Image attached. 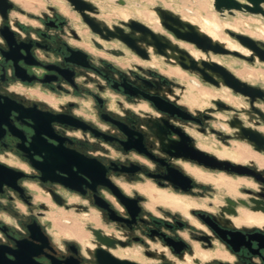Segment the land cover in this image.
Masks as SVG:
<instances>
[{"label":"flooded vegetation","instance_id":"af4514ba","mask_svg":"<svg viewBox=\"0 0 264 264\" xmlns=\"http://www.w3.org/2000/svg\"><path fill=\"white\" fill-rule=\"evenodd\" d=\"M135 1L126 0L125 7ZM12 2L5 15L0 11V248L5 258L14 264H101L109 254L136 264H264V166L237 162L250 169L240 173L186 155L201 150L215 156L212 150L221 145L214 135L229 143L234 135L214 121L217 112L232 110L226 105L236 107L221 98L209 106L191 105L183 94L186 79L174 71L194 73L202 87H221V75L206 70L219 83L214 84L187 68L188 55L168 49V57L142 44L141 56L118 40L105 41L67 1L37 10ZM66 7L87 33L72 25L75 18ZM129 19L147 24L136 16L105 22L111 30L129 32L123 23ZM149 26L193 57L214 60L174 33ZM244 60L233 62L240 66ZM254 107L264 111V99H248L242 110L257 125L243 124L264 132ZM221 173L242 181L237 195L228 196L206 177ZM148 180L184 199H207L208 207L152 205L144 190ZM36 186L66 209L98 210L92 249L76 237L57 238L45 200L35 201ZM221 192L222 204L214 199ZM71 197L78 203L71 205Z\"/></svg>","mask_w":264,"mask_h":264},{"label":"water","instance_id":"95a60500","mask_svg":"<svg viewBox=\"0 0 264 264\" xmlns=\"http://www.w3.org/2000/svg\"><path fill=\"white\" fill-rule=\"evenodd\" d=\"M65 1L71 4L73 9L81 16L83 22L91 29V31L101 36L105 41L113 39L118 40L141 56H145V49L142 44L152 48L155 53L168 57L170 56L168 49L173 52L176 51L181 55H188L192 65L187 68H190L191 71L198 72V74L203 76L205 80L214 84H219L213 75H221V85L232 89L233 92L237 94H241L247 100L250 99L251 101H255L256 99H264V88L254 86L237 76L235 72L219 60H213L211 57L208 60L193 57L188 50L181 47L162 32L154 30L142 21L129 19L128 21L123 22L130 28L129 32H124L121 28L116 26L114 31L107 27L104 18L97 16L100 14L101 9L93 4L94 2L92 0ZM108 1L114 5L122 7H125L127 3L126 0ZM12 3V0H0V11L5 15V11L8 7L13 5ZM135 3H137L136 6L138 7L144 6V4H141V1H135ZM211 5L213 10L221 17L236 15L241 12L244 14H251L264 20V0H211ZM153 9L159 19L160 25L164 29L174 33L179 40L195 44L198 50L208 55H226L243 58L250 63L256 61L264 63L263 39L231 27H226V33L238 43V46L230 47L226 42L215 38L212 34L202 29L198 24L191 22L169 8L154 6ZM262 32L264 33V30ZM102 47L104 48L105 46L102 45ZM106 50L112 52V49ZM206 70L211 71L213 75L207 74ZM225 107L238 113L242 111L227 105ZM160 108L164 111H169L164 107ZM243 111L246 113L248 112L245 110ZM253 111L256 112L264 122V111L255 107L253 108ZM230 125L239 129L240 137L251 145H254L256 151H264V132L245 126L239 117H235V122L231 121ZM186 155L193 159H197L199 162L204 163L207 166L231 168V170L240 173L250 171V169L242 163L233 162L226 158H219L201 150H193ZM39 168L42 169L43 167L39 166ZM5 261H8L7 264L15 263L14 261L5 258V251L0 248V263L4 264ZM99 262L101 264H136L117 259L109 254L104 259H100Z\"/></svg>","mask_w":264,"mask_h":264},{"label":"rangeland","instance_id":"374dc122","mask_svg":"<svg viewBox=\"0 0 264 264\" xmlns=\"http://www.w3.org/2000/svg\"><path fill=\"white\" fill-rule=\"evenodd\" d=\"M15 3H19L23 7H26L28 9H39L42 6H45L46 3H66L65 0H33L29 6H27L25 3H23L22 0H12ZM94 3H97L99 5V8L101 9V12L99 16L101 18H104L107 21H117L118 19H124L125 17L130 16H136L143 21H145L148 25H151L152 27L156 28L157 30H165L159 23V19L153 9V7L156 4H162L164 7H167L177 14L181 15L182 17L198 24L202 29L212 34L215 38L220 39L230 47L238 46V43L231 38L228 33H226L225 28L231 27L236 30L246 32L248 34H251L254 37L260 38L264 40V33L262 32L264 30V20L255 17L251 14H244V13H237L236 15H229L227 17H221L216 11L213 10L211 5V0H207V3H200V0H154L153 2L150 0H138L141 1V3L144 4L142 7H138L136 5H133V7L126 8L118 5H114L110 3L108 0H92ZM164 3V4H163ZM169 5V6H167ZM67 12L69 15H71L72 19V25H78L80 31L82 33H87L88 29L82 25V23L79 21V17L75 14L74 11H72L69 7H66ZM204 23L208 24L210 28L204 26ZM211 29L214 30V32L211 31ZM198 53V51H195ZM104 54V53H103ZM214 59L221 61L223 64L227 65L231 70H233L236 74L238 70L240 71H249L253 73V75L248 76L247 78H242L246 80H250L252 82H257L264 84V63L256 61L255 63H250L248 61H242L241 65L238 66L233 61L236 59V57L233 56H226V55H213ZM123 63V62H122ZM124 64V63H123ZM163 68V67H162ZM174 71L175 73H179L178 75L180 77H183L186 79V91L183 93L185 94V99L191 104V105H197L200 107L209 106L212 105L211 99L213 98H221L224 99L226 102H229L233 106H235V109H244L248 107V100L244 98L242 95L234 94L231 90L221 85V87H202L200 86L201 82L200 80L194 75L192 72H184L179 69V71ZM237 75V74H236ZM238 76V75H237ZM240 77V76H239ZM206 88V89H205ZM118 99V97L116 98ZM126 105L123 104V108H125ZM119 111L124 112L123 109L117 107ZM217 117L215 118L214 125L215 127H218L221 123V126L225 127V132H229L234 135L229 143L224 142L222 139L220 140L216 135H214V139L216 143H219L221 145V149L224 147H227L231 150H235L239 146H244L249 149H251L253 152L260 155L257 151H255L249 142L242 139L239 135V133L236 131L237 128L232 127L230 125V119L233 116L239 117L243 123H249L253 126H256L257 123L252 120L250 115L243 110L240 111V113L234 111V110H221L216 113ZM260 128L264 131V125H260ZM209 147L216 148L212 144H208ZM247 160H254V159H247ZM247 160H243L247 161ZM256 161V160H255ZM242 162V161H240ZM228 175L221 173L218 178L221 180L223 177H227ZM232 180H235L237 182H240L239 186L242 184V181L230 178ZM213 182V181H212ZM217 187H224L227 191L228 196H235L239 193L238 189L239 186H237L236 191L230 193L228 192L227 188L225 186H218L215 182H213ZM250 182H247L249 184ZM147 187L154 186L157 188L150 180L147 181ZM250 185V184H249ZM37 187V186H36ZM38 192L36 195V203L42 202V200H45V204L48 206V213L46 214V218L48 221L53 225L52 230L55 232L56 236L60 240H66L70 239L73 236L68 231V227L73 225L74 223H79L84 228V231L86 233V238L83 240L86 247H89V249H92L95 245V241L93 239L92 231L95 226L98 225L99 221V213L96 208H93L91 210H83L78 209L76 206L71 207L70 209H66L65 205H60L54 201H52L48 195L47 191L44 187H37ZM159 189V188H157ZM165 191V190H164ZM168 192V191H167ZM171 191H169L170 193ZM173 194V193H170ZM225 194L217 193L216 197L214 198L217 203H223ZM39 199V200H37ZM185 202L189 205V207H208L207 205V199H184ZM71 205H75V203H78L77 197H71ZM22 207H24L22 205ZM190 209V208H188ZM7 221L15 223L16 219L11 218L8 216H5Z\"/></svg>","mask_w":264,"mask_h":264},{"label":"bare ground","instance_id":"6f19581e","mask_svg":"<svg viewBox=\"0 0 264 264\" xmlns=\"http://www.w3.org/2000/svg\"><path fill=\"white\" fill-rule=\"evenodd\" d=\"M22 1L27 6H29L33 0H22ZM150 1L153 2L154 0H150ZM200 3H207V0H200ZM204 26L210 28L209 25L206 23H204ZM211 31L214 32L213 29H211ZM250 34L253 33L250 32ZM177 71H179V69H177ZM236 74L242 78H247L248 76L253 75V73L249 71H240V70H238ZM212 151L221 158L230 159L235 162H240L247 159H254L259 163L260 166H264V156L258 155L257 153L253 152L251 149L244 146H239L235 150H231L227 147H224L222 149H213ZM206 177L208 180H212L213 182H215L218 186H225L228 192L230 193L236 191L237 189L236 187L239 186L240 184V182H237L230 178L223 177L221 180H219L218 178L212 175H208ZM144 190L149 194L152 205H154L155 203H161V204L169 205L173 208H180L183 210H186L189 206L185 202L184 198L179 197L175 194H170L167 191L157 189L154 186L146 187L144 188ZM68 231L69 233H71L73 236H75L81 241H83L87 237L84 228L82 227L81 224L77 222L69 226Z\"/></svg>","mask_w":264,"mask_h":264}]
</instances>
